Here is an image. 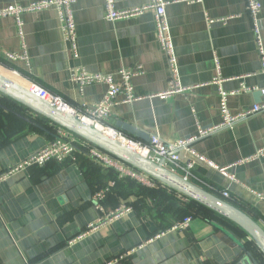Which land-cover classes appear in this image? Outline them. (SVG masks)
<instances>
[{
    "label": "crops",
    "instance_id": "crops-1",
    "mask_svg": "<svg viewBox=\"0 0 264 264\" xmlns=\"http://www.w3.org/2000/svg\"><path fill=\"white\" fill-rule=\"evenodd\" d=\"M39 0H0V9L27 6ZM117 10L147 6L150 0H114ZM166 14L178 60L180 82L186 90L168 99H143L113 109L109 125L126 137L147 144L154 135L167 143L200 136L222 122L220 91L228 94V108L239 115L262 102L264 88L261 56L247 11V0H165ZM261 19L264 46V0ZM78 58L66 43L54 8L22 16L23 34L14 18H0V58L22 53L30 79L68 104L85 109L99 103L103 85L82 91L70 70L114 75L142 68L133 78L137 95L166 92L171 71L156 36L154 12L109 22L105 0H76ZM0 69L14 74L0 65ZM217 80H221L218 83ZM243 87L249 92H240ZM57 138V127L43 117L0 94V177ZM207 162L196 161L192 181L228 191L259 214L264 228V157L239 164L264 148V114L210 135L192 144ZM186 166L191 155L181 153ZM197 160V159H196ZM217 168H228L230 181ZM105 166L78 154L76 160L51 162L0 179V264H252L251 254L264 264L259 251L238 230L213 218L196 216L186 230H171L182 222L172 218L169 191H146L121 179L96 208L94 196L116 182ZM158 188V189H157ZM131 211L113 221L116 209ZM189 217V216H188ZM104 222L87 232L91 224ZM107 221V222H105ZM81 239L72 242L75 238ZM118 260V261H117Z\"/></svg>",
    "mask_w": 264,
    "mask_h": 264
},
{
    "label": "built area",
    "instance_id": "built-area-1",
    "mask_svg": "<svg viewBox=\"0 0 264 264\" xmlns=\"http://www.w3.org/2000/svg\"><path fill=\"white\" fill-rule=\"evenodd\" d=\"M105 1V18L109 22H116L120 20L130 19L136 16H141L147 11L154 12L157 40L162 52L167 58L171 71V82L168 90L166 92L151 96L137 95L134 91L132 80L133 78L143 74L142 68H137L136 70H120L118 76L121 79V83L117 84L114 75L90 74L82 67L70 70L71 81L74 84L78 85L81 91L87 86L96 84L106 87V92L103 99L92 107L85 109L74 108L73 106L68 104L62 97L52 94L47 89L42 88L40 85L30 81L29 84H27V88L29 89V91L36 94L39 98L47 101L55 108H58L68 114H73L80 117L81 119L90 123L92 126L115 136L118 140H120L122 143L132 148L133 150H136L139 154L151 159L156 163L164 162V164L171 171L180 174L187 180H192L191 178L194 179V176L192 175L191 170L194 168L196 161L207 162V160L195 153V151L191 147L192 144L200 137L210 135L214 132L226 128H232L235 124L247 120L256 114H264V88L260 90L262 102L239 115H232L228 108V97L234 95L235 93L228 94L221 90L220 107L222 122L217 126H213L207 130H203L198 137L178 140L173 143H167L162 140L159 135H154L150 138L147 144L136 142L126 137L108 124L114 108L121 104H133L134 102L146 98H159L161 100H165L176 93L184 92L186 88L183 87L180 82L178 60L166 14V6L168 5V3L165 0H150L147 6L136 7L127 10H117L114 0ZM75 3L76 0H39L32 2L27 6H9L0 9V18H14L20 35H22L24 25L22 16L24 14L41 12L54 8L57 11L63 38L66 43H69L72 46L74 58H78L77 28L73 9ZM247 11L252 21V30L256 39L258 51L261 56L264 74V46L262 40L263 24L261 19L262 5L260 1L247 0ZM5 59L14 63L21 62L27 67H29L30 65V58L26 52L25 47L22 53H6ZM11 71H13V73L17 76H21L17 71ZM217 82L221 83L222 81L217 80ZM249 91H251L250 88L243 87L240 92ZM182 152H186L191 155L193 158H195V161L190 159L187 162L186 166L181 165ZM80 153L85 157L105 166L106 168L112 169L115 173L118 174L119 179L130 178L150 188H153L156 185L154 181L143 172H140L117 160L113 156L100 150L91 143L78 138L76 135L61 127H58L57 129V138L55 140L48 143L44 148L23 160L17 166L2 174L0 179L25 171L28 168L34 166H45L51 162L63 163L69 159L75 161L76 156ZM263 157L264 148H261L253 156L240 161L239 164L252 162ZM217 170L222 176L228 178L230 181H235V178L228 173V168H217ZM114 186L115 182H112L109 187L98 191L95 194L94 203L98 210L103 211V202ZM250 192L260 200H264V196L259 195L252 190H250ZM221 195L226 199H230L231 197L228 191H222ZM130 211L131 209L127 207L116 209V211H114L107 217V221L118 219L128 214ZM191 221L192 218L187 217L182 222L175 224L171 228V230H186L189 227ZM103 223L104 222L100 221L97 224H91L88 227L86 233L93 232L99 229L103 225ZM83 236L84 235L75 238L73 241H71V243L81 239Z\"/></svg>",
    "mask_w": 264,
    "mask_h": 264
},
{
    "label": "water",
    "instance_id": "water-1",
    "mask_svg": "<svg viewBox=\"0 0 264 264\" xmlns=\"http://www.w3.org/2000/svg\"><path fill=\"white\" fill-rule=\"evenodd\" d=\"M0 94L23 105L28 110L66 129L82 140L113 156L130 167L143 172L170 190L192 200L241 228L254 241L264 256V228L247 213L224 199L208 192L193 181L171 171L164 162L156 163L124 145L115 136L92 126L80 117L55 108L8 77L0 74ZM252 264H261L248 254Z\"/></svg>",
    "mask_w": 264,
    "mask_h": 264
},
{
    "label": "trees",
    "instance_id": "trees-1",
    "mask_svg": "<svg viewBox=\"0 0 264 264\" xmlns=\"http://www.w3.org/2000/svg\"><path fill=\"white\" fill-rule=\"evenodd\" d=\"M0 65H2L3 67H5V68H7V69H10V70H14V71H17L18 73H20V75H22L24 78H27V79H30V77H29V75H28V73H27V70H25L24 68H22L21 66H19L17 63H14V62H11V61H8V60H6V59H1L0 58ZM2 95V94H1ZM2 96H4V95H2ZM4 97H6V96H4ZM6 98H8V97H6ZM9 100H11V101H13V102H15L14 100H12V99H10V98H8ZM15 103H17V102H15ZM17 104H19V103H17ZM21 105V104H20ZM21 106H23V105H21ZM26 108V107H25ZM27 109V108H26ZM45 119V118H44ZM46 121H48V123H52L51 121H49V120H47V119H45ZM52 124H54V123H52ZM56 127H57V129H58V127L59 126H57L56 124H54ZM79 138V137H78ZM81 139V138H80ZM81 154V153H80ZM82 155V154H81ZM129 166V165H128ZM110 170H112V169H110ZM113 171V170H112ZM116 175H117V178H116V182H115V186H114V188L117 186V184H118V182L121 180V179H119L118 178V174L116 173ZM151 178V177H150ZM153 181H154V183L156 184L155 185V187L157 186V187H159L160 189H158V190H156L155 189V187H153V188H150V187H147V186H144L143 184H141V183H139V182H137V181H135V180H132V179H130V178H124V180H127V181H129V182H131L133 185H135V186H137L139 189H144V190H146V191H159V190H163V188H164V190H166V191H169V192H171V193H174V194H177V195H180V194H178V193H176V192H174V191H172V190H170L169 188H167V187H165L164 185H162L161 183H159L158 181H156L155 179H153V178H151ZM195 183L196 184H198L199 186H201L202 188H204L205 190H207L208 192H210V193H212V194H214V195H216V196H218V197H220V198H222V199H224L225 201H227L228 203H230V204H232L233 206H235V207H237V208H239L240 210H242L243 212H245V213H247L250 217H252L255 221H257V222H259V214L255 211V210H252V209H250V208H248L247 206H245L242 202H239V201H234L232 198H230V199H226V198H223V196L221 195V193H220V191L217 189V188H215V187H210V186H207V185H205V184H203L202 182H198V181H195ZM161 187H163L162 189H161ZM113 188V189H114ZM111 193V192H110ZM109 193V194H110ZM108 194V195H109ZM181 196V195H180ZM183 197V196H182ZM183 199H186L187 200V202H186V205H187V207L189 208V209H191L192 211L191 212H193L194 214H192L193 215V217H196V216H204V217H208V218H213L214 220L216 219V220H220V221H222V222H225V223H227L228 225H230V226H232V227H234V228H236L237 230H238V232L242 235V236H244L245 238H249L250 239V237L247 235V233H245L241 228H239L236 224H234V223H232L231 221H229V220H227L226 218H224V217H222V216H220V215H218L217 213H215V212H213V211H211V210H209L208 208H206V207H204V206H202V205H200V204H198V203H196V202H194V201H192V200H189V199H187V198H185V197H183ZM191 215V213L190 214H188V215H185V216H183V218L182 219H184L185 217H190V216H192ZM248 242H250V243H252L253 245H254V247L259 251V253L261 254V256H262V258L264 259V256H263V254L260 252V250L258 249V247L255 245V243H254V241L253 240H249Z\"/></svg>",
    "mask_w": 264,
    "mask_h": 264
},
{
    "label": "rangeland",
    "instance_id": "rangeland-1",
    "mask_svg": "<svg viewBox=\"0 0 264 264\" xmlns=\"http://www.w3.org/2000/svg\"><path fill=\"white\" fill-rule=\"evenodd\" d=\"M190 181H192V180H190ZM170 202H171V205L173 206H178V208H174V207H172V211H171V213H172V218H174V219H179L180 217H182V216H185V215H188V214H190L191 213V215L192 214H194L193 212H191L192 210L191 209H189L188 207H187V205L186 204H184V203H182L179 199H175V198H170V200H169ZM191 218L193 217V215L192 216H190Z\"/></svg>",
    "mask_w": 264,
    "mask_h": 264
},
{
    "label": "bare ground",
    "instance_id": "bare-ground-1",
    "mask_svg": "<svg viewBox=\"0 0 264 264\" xmlns=\"http://www.w3.org/2000/svg\"><path fill=\"white\" fill-rule=\"evenodd\" d=\"M0 74L4 75L6 77H8L9 79L13 80L14 82H16L17 84L23 86V87H27L25 86V84L20 80V78L16 75V74H10L9 72H6L3 69H0ZM107 134L111 135L110 133L106 132ZM120 141V140H119ZM121 142V141H120ZM124 144V143H123ZM125 145V144H124Z\"/></svg>",
    "mask_w": 264,
    "mask_h": 264
}]
</instances>
